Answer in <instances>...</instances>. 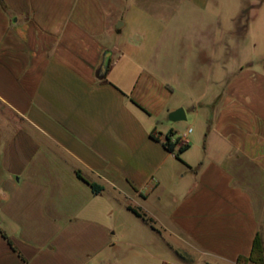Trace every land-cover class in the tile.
<instances>
[{"label": "crops", "instance_id": "1", "mask_svg": "<svg viewBox=\"0 0 264 264\" xmlns=\"http://www.w3.org/2000/svg\"><path fill=\"white\" fill-rule=\"evenodd\" d=\"M115 5L0 0V264H110L127 213L242 264L256 235L264 247V54L211 40L183 100L151 68L116 76L112 54L101 76ZM170 132L187 136L178 157Z\"/></svg>", "mask_w": 264, "mask_h": 264}, {"label": "rangeland", "instance_id": "2", "mask_svg": "<svg viewBox=\"0 0 264 264\" xmlns=\"http://www.w3.org/2000/svg\"><path fill=\"white\" fill-rule=\"evenodd\" d=\"M111 12L118 20L115 27H122L102 43L112 62L118 61L114 74L124 78L151 68L175 88L179 100L204 80L211 40L238 41L239 55L242 50L264 54V0H116ZM127 216L118 221L127 229L118 231L110 264H218L200 255L187 238L159 237L141 219Z\"/></svg>", "mask_w": 264, "mask_h": 264}, {"label": "trees", "instance_id": "3", "mask_svg": "<svg viewBox=\"0 0 264 264\" xmlns=\"http://www.w3.org/2000/svg\"><path fill=\"white\" fill-rule=\"evenodd\" d=\"M151 137L154 138L155 140H159V138L155 136L154 132L151 133ZM170 139H171V132L168 133L165 136V139L162 142V144H163L164 148L168 152H171V153L175 152L176 153V157H178L179 154L185 149V146L176 148V144L172 143L170 141ZM77 176L80 179H83L79 175V173H77ZM89 185H90V188H91V190H92V192L94 194H98L102 190V187H100L97 184L90 183ZM131 210L137 216L141 217L143 220H145L147 222H150V220L144 214H142L139 210L134 209V208H132ZM238 261H240L242 264H247L248 262H252V263H255V264H263V261H264V247H263L262 239H261V237L259 235H256V237L253 240L252 250H251L250 256L247 257V258L246 257H240L238 259Z\"/></svg>", "mask_w": 264, "mask_h": 264}, {"label": "water", "instance_id": "4", "mask_svg": "<svg viewBox=\"0 0 264 264\" xmlns=\"http://www.w3.org/2000/svg\"><path fill=\"white\" fill-rule=\"evenodd\" d=\"M122 26L121 23H119L116 27L120 28ZM108 60H109V53H104L103 59H102V64L100 67V75L104 76L108 67ZM168 119L171 122H177V121H182L186 119L185 116V111L182 108H178L168 114Z\"/></svg>", "mask_w": 264, "mask_h": 264}, {"label": "built area", "instance_id": "5", "mask_svg": "<svg viewBox=\"0 0 264 264\" xmlns=\"http://www.w3.org/2000/svg\"><path fill=\"white\" fill-rule=\"evenodd\" d=\"M190 132H191V129H189L187 131V134L190 133ZM170 141L172 143H175L176 144V148H179V147H182V146H186L187 143H188L187 142V136H186V134H183V135H181V136H179L177 138L171 137Z\"/></svg>", "mask_w": 264, "mask_h": 264}]
</instances>
